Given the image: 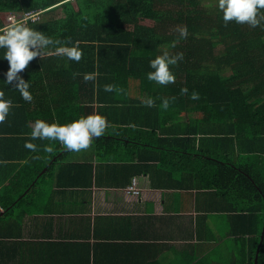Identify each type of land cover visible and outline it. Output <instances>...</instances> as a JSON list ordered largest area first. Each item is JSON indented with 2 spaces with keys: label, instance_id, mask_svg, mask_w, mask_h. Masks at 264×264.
<instances>
[{
  "label": "trees",
  "instance_id": "16d2710c",
  "mask_svg": "<svg viewBox=\"0 0 264 264\" xmlns=\"http://www.w3.org/2000/svg\"><path fill=\"white\" fill-rule=\"evenodd\" d=\"M208 1L214 6L207 7ZM216 5L217 0H0V29L11 24L9 16L41 12L39 21L25 24L61 42L20 73L30 84L31 102L3 82L8 64L0 50V91L12 101L8 130L0 124V158L7 161L21 150L11 159H28L23 170L29 183L13 201L28 194L44 169L39 179L73 152L58 141L32 139L30 122L65 124L109 113L111 125L90 144L102 149L100 158L119 147L118 159L125 147L128 153L158 148L169 157V167L162 163L153 172L195 211L183 264H254L257 251V264H264V26L225 23ZM56 8L63 16L48 18ZM180 27L187 28L186 38L179 36ZM68 38V47L82 51L79 62L56 50ZM165 52L183 53V60L171 69L175 82L162 86L146 74L149 62ZM85 74L94 79L85 80ZM105 85L122 91L106 92ZM193 92L199 99H191ZM147 98L154 100L152 107L142 103ZM28 142L36 152L25 149ZM35 162L42 166L33 170ZM143 162L128 174L152 184L151 165L150 171Z\"/></svg>",
  "mask_w": 264,
  "mask_h": 264
},
{
  "label": "crops",
  "instance_id": "0c3cea01",
  "mask_svg": "<svg viewBox=\"0 0 264 264\" xmlns=\"http://www.w3.org/2000/svg\"><path fill=\"white\" fill-rule=\"evenodd\" d=\"M11 113L1 124L4 130ZM28 126L32 130L34 122ZM120 149L104 158L94 143L72 152L39 179L44 169L17 203L13 200L29 183L23 170L28 159H11L21 150L7 161L0 158V264H183L195 211L183 193L177 198L159 181L156 170L162 163L169 167V157L158 148L128 153L125 147V157L118 159ZM143 160L146 169L151 165L152 184L128 174L139 171ZM38 163L33 170L42 166ZM133 179L138 196L126 194ZM9 204L12 211L5 210Z\"/></svg>",
  "mask_w": 264,
  "mask_h": 264
},
{
  "label": "clouds",
  "instance_id": "9594fccd",
  "mask_svg": "<svg viewBox=\"0 0 264 264\" xmlns=\"http://www.w3.org/2000/svg\"><path fill=\"white\" fill-rule=\"evenodd\" d=\"M217 10L222 13V19L225 23L235 22L237 24H247L256 28L264 26V0H217ZM181 38L188 35L186 27L177 29ZM61 42L53 40L44 32L38 31L27 26L25 23L13 20L9 26L0 29V50H3V60L7 61V71L3 73L4 83L15 88L26 102H31L33 97L29 91L30 84L20 75L31 61L41 57L44 50L49 46L60 45ZM70 38L66 39L62 46L57 47V52L66 55L69 60L79 62L82 57V51L78 46L73 45ZM183 60V53L169 55L165 52L157 55L149 62L151 71L146 74L149 81L158 85L166 86L176 80L174 72L171 70L178 62ZM85 80L94 79V74H85ZM106 92H119L121 89L114 85H105ZM181 92L187 94L188 89L182 88ZM191 99H199V95L192 93ZM147 107L154 105L152 98L142 101ZM12 101L4 98V93L0 91V124L4 123L9 115ZM161 107L167 109L169 100L164 99ZM109 127L106 117L94 114L73 120L70 123L60 124L52 122L51 124L37 119L34 122L31 131L32 139L49 140L60 142L66 150L79 152L87 149L93 138H100L105 134ZM25 147L33 152L37 151V146L33 143H26ZM48 152L52 151L51 147H46Z\"/></svg>",
  "mask_w": 264,
  "mask_h": 264
},
{
  "label": "built area",
  "instance_id": "2783aa9c",
  "mask_svg": "<svg viewBox=\"0 0 264 264\" xmlns=\"http://www.w3.org/2000/svg\"><path fill=\"white\" fill-rule=\"evenodd\" d=\"M40 16H41V12H28V13H23V14L19 15L18 17L17 16H9L8 21L10 23H12L13 20H15L16 22H22V23H25L28 20L32 21V22H36V21L40 20ZM6 27L7 26H5L4 28H6ZM125 190H126V194H128V195L138 196L140 194V191L136 186V180L135 179H133L131 181V184Z\"/></svg>",
  "mask_w": 264,
  "mask_h": 264
},
{
  "label": "rangeland",
  "instance_id": "374dc122",
  "mask_svg": "<svg viewBox=\"0 0 264 264\" xmlns=\"http://www.w3.org/2000/svg\"><path fill=\"white\" fill-rule=\"evenodd\" d=\"M212 1H208L207 3H206V6L208 7V6H214V2H212ZM50 13H52L51 14V16H49L48 15V17L50 18H52V19H55V18H61L62 16H63V13H62V11H61V9L60 8H56L54 11H51Z\"/></svg>",
  "mask_w": 264,
  "mask_h": 264
},
{
  "label": "water",
  "instance_id": "95a60500",
  "mask_svg": "<svg viewBox=\"0 0 264 264\" xmlns=\"http://www.w3.org/2000/svg\"><path fill=\"white\" fill-rule=\"evenodd\" d=\"M263 234H264V231H263V233H262V237H263ZM261 244V243H260ZM259 247H260V245H259ZM257 256H258V251H257V254H256V258H255V263L254 264H257Z\"/></svg>",
  "mask_w": 264,
  "mask_h": 264
}]
</instances>
